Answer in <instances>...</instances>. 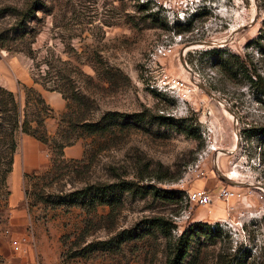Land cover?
Listing matches in <instances>:
<instances>
[{"label":"rangeland","instance_id":"374dc122","mask_svg":"<svg viewBox=\"0 0 264 264\" xmlns=\"http://www.w3.org/2000/svg\"><path fill=\"white\" fill-rule=\"evenodd\" d=\"M32 1L0 0V87L23 110L35 80L48 137L82 156L41 143L45 167L20 175L12 202L0 128V264L17 232L57 240L61 264H168L183 232L182 264H264V0H199L184 20L197 0H41L18 29ZM80 118L105 129L81 135ZM27 137L13 135L15 167ZM196 190L211 202H191Z\"/></svg>","mask_w":264,"mask_h":264},{"label":"trees","instance_id":"16d2710c","mask_svg":"<svg viewBox=\"0 0 264 264\" xmlns=\"http://www.w3.org/2000/svg\"><path fill=\"white\" fill-rule=\"evenodd\" d=\"M41 0H34L31 2V5L26 8L25 10H22L18 14V22H17V28L22 29L23 25L34 15L35 10L37 7L41 5ZM1 47V46H0ZM216 50H211L209 53H215ZM206 53V52H205ZM221 65V64H220ZM223 67L224 62L222 63ZM35 84L37 82L33 80ZM255 83V82H254ZM26 96V100L24 103L23 110H20V106L16 100V97L13 93L3 89L0 87V128H7V132H9V143L7 146V172L10 173L12 171V165H13V156L16 151V143L13 139V135L16 131H20L23 134H26L30 137H32L34 140L38 141L39 143L47 145L49 148L56 150V156L62 158L63 154L62 151L64 147L70 146V143L67 144H58L56 145L55 139H51L48 137L46 128H45V122L47 119L52 118L51 116V110L47 107L45 101L42 99V97L32 88H28L23 86L22 87ZM53 91V90H52ZM262 96H264V87L262 86L260 88ZM32 109V118H28V110ZM81 109L80 106L77 109V113H80ZM118 114H112L109 113L106 115V119L108 120H115ZM79 124L74 129V131H78L81 135H87V136H94L97 134H101L105 128L101 127L98 123H88L86 122V119L80 118ZM74 128V127H73ZM182 132L187 134V130L183 128ZM57 135V133H56ZM68 141V137H65ZM53 145V147H50ZM124 188L120 187V190H129V183H124L122 186ZM121 186V185H120ZM114 185H102L99 186L98 189L101 191V194L103 197H105V194L112 190ZM89 189H84L78 192H74L70 194L71 197H76L78 199H84L88 196ZM104 203V199L101 200ZM101 202V203H102ZM153 225L157 227L160 230H164V227L162 226L160 220H154L152 221ZM204 231L209 232V228L204 225L202 228ZM191 232H183L179 239L175 242L173 245V252L172 256L168 260V264H182L185 260L186 256L188 255V248H189V234ZM210 233V232H209Z\"/></svg>","mask_w":264,"mask_h":264},{"label":"crops","instance_id":"0c3cea01","mask_svg":"<svg viewBox=\"0 0 264 264\" xmlns=\"http://www.w3.org/2000/svg\"><path fill=\"white\" fill-rule=\"evenodd\" d=\"M28 85V82H26ZM45 101L47 96L43 94L33 81L29 84ZM8 89H11L8 86ZM64 157L70 159H78L82 156V147L80 145H74L64 149ZM45 167L44 148L41 143L32 139L26 138L22 142V157L20 167H15L13 160L12 171L10 172V178L12 175V202H15L19 197L17 186L15 183L19 180L20 175L24 173H32ZM11 180V179H10ZM15 237L11 239L16 242H22L23 238L27 239L26 232H17ZM32 237V238H31ZM28 242H25V250L23 253L14 254L7 259L4 264H61L60 244L55 239H50L45 232H33V236H29ZM30 239L33 245H30ZM12 252V251H11Z\"/></svg>","mask_w":264,"mask_h":264},{"label":"built area","instance_id":"2783aa9c","mask_svg":"<svg viewBox=\"0 0 264 264\" xmlns=\"http://www.w3.org/2000/svg\"><path fill=\"white\" fill-rule=\"evenodd\" d=\"M203 7L204 6L200 4L199 0L190 2V4L185 5L186 9L184 10L183 17H180L178 15L177 19L184 20V18L186 17L185 12H188V14H189L188 16H190L191 13H194L197 9L203 8ZM219 194L222 195L223 197H225L226 199L233 196L232 192L225 190V189H222ZM188 198L191 202L200 203V204H204V205L209 204L211 202L210 195L205 190L193 191L189 194ZM4 234L6 236H9V235L11 236V232H9L7 230L4 232ZM28 238H29V235L27 236V239L23 238L21 243L13 241L12 239H10V249H11L12 253H14V254L23 253L25 250V247H24L25 244L24 243L28 242V240H29Z\"/></svg>","mask_w":264,"mask_h":264},{"label":"bare ground","instance_id":"6f19581e","mask_svg":"<svg viewBox=\"0 0 264 264\" xmlns=\"http://www.w3.org/2000/svg\"><path fill=\"white\" fill-rule=\"evenodd\" d=\"M214 42V41H213ZM222 42V41H221ZM216 43H220V42H214V44ZM199 47H204V46H200L199 44H197ZM207 48V47H206ZM227 178L231 179V180H235L237 181L239 178H238V174L237 172L235 171V169H232L231 172L227 175Z\"/></svg>","mask_w":264,"mask_h":264},{"label":"water","instance_id":"95a60500","mask_svg":"<svg viewBox=\"0 0 264 264\" xmlns=\"http://www.w3.org/2000/svg\"><path fill=\"white\" fill-rule=\"evenodd\" d=\"M197 44H199L200 46H209V44L208 43H197ZM215 45V44H214ZM222 180H223V182H225V183H231V179H229V178H227V177H225L224 175L222 176Z\"/></svg>","mask_w":264,"mask_h":264}]
</instances>
